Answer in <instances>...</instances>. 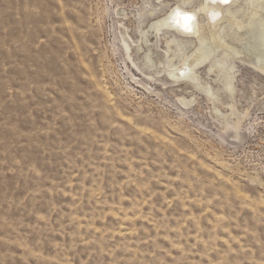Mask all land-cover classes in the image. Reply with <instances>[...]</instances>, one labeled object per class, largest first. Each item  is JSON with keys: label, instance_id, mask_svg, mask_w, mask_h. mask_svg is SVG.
<instances>
[{"label": "rangeland", "instance_id": "374dc122", "mask_svg": "<svg viewBox=\"0 0 264 264\" xmlns=\"http://www.w3.org/2000/svg\"><path fill=\"white\" fill-rule=\"evenodd\" d=\"M177 1L0 0V264H264V27L176 82Z\"/></svg>", "mask_w": 264, "mask_h": 264}, {"label": "bare ground", "instance_id": "6f19581e", "mask_svg": "<svg viewBox=\"0 0 264 264\" xmlns=\"http://www.w3.org/2000/svg\"><path fill=\"white\" fill-rule=\"evenodd\" d=\"M162 1L163 0H160V2ZM245 3L247 9L245 14L242 15L243 18H240V16L237 15L238 13L233 12L232 10L236 5V0H229L228 4H222L220 3V0H200L198 4H194L193 6H190L192 4L191 0H179L175 5L168 6L162 16L158 17L156 21L149 26L148 31H142V37L145 40V43H148V36L150 34L158 35L175 31L181 36H184L189 40L191 39L190 41L192 43L197 44L198 42L199 46L196 45V52L194 53L193 60L190 62L184 60L181 67L170 72V77L176 82L184 81L197 84L198 78L196 76V69L203 63L212 59L210 54L202 52L203 46L206 42H212L214 46L219 49L221 46H225L224 35L226 34V28L234 31L236 33L235 41L240 42L242 37L237 31L246 27H249V30H253V28L257 27L260 23L261 26L264 27V0H245ZM177 4L185 10L192 11L196 16L193 32L191 34L179 31L174 26H169L165 21V18L169 13V8H174ZM214 14L216 15L215 21L212 20ZM224 25L227 26L224 27ZM244 30L247 31L246 29ZM172 40L173 41L171 42L175 41L174 38H172ZM225 49L232 50L233 52L236 51L234 46H227ZM210 50L209 47V51ZM257 59L260 62V58L257 57Z\"/></svg>", "mask_w": 264, "mask_h": 264}, {"label": "snow or ice", "instance_id": "6c2138e0", "mask_svg": "<svg viewBox=\"0 0 264 264\" xmlns=\"http://www.w3.org/2000/svg\"><path fill=\"white\" fill-rule=\"evenodd\" d=\"M222 4H228L229 0H220ZM216 15L212 16V20L215 21ZM196 16L190 10L183 9L179 4L174 8H169V13L165 18L166 23L169 26H174L177 30L184 33L191 34L193 32L194 22ZM260 61L262 66H264V53L260 54Z\"/></svg>", "mask_w": 264, "mask_h": 264}]
</instances>
